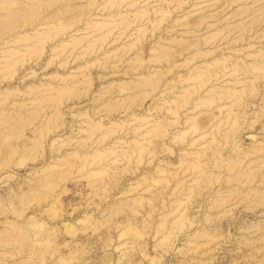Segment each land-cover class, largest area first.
I'll return each mask as SVG.
<instances>
[{
    "label": "rangeland",
    "instance_id": "obj_1",
    "mask_svg": "<svg viewBox=\"0 0 264 264\" xmlns=\"http://www.w3.org/2000/svg\"><path fill=\"white\" fill-rule=\"evenodd\" d=\"M38 1L0 0V264H264V0Z\"/></svg>",
    "mask_w": 264,
    "mask_h": 264
},
{
    "label": "bare ground",
    "instance_id": "obj_2",
    "mask_svg": "<svg viewBox=\"0 0 264 264\" xmlns=\"http://www.w3.org/2000/svg\"><path fill=\"white\" fill-rule=\"evenodd\" d=\"M8 1H10V0H8ZM18 1H19V0H18ZM20 1H21V0H20ZM39 1H40V0H39ZM39 1H38V2H39ZM46 1H47V0H46ZM52 1H53V0H52ZM52 1H51V2H52ZM56 1H57V0H56ZM59 1H60V0H59ZM61 1H62V0H61ZM64 1H65V0H64ZM68 1H69V0H68ZM71 1H72V0H71ZM89 1H90V0H89ZM13 2H14V1H13ZM41 2H42V1H41ZM49 2H50V1H49ZM16 3H17V2H16ZM39 3H40V2H39ZM54 3H55V2H54ZM64 3H65V2H64ZM3 4H4V3H3ZM36 4H37V2H36ZM52 4H53V2H52ZM57 4H58V3H57ZM59 4H60V3H59ZM59 4H58V5H59ZM66 4H67V3H66ZM66 4H65V5H66ZM1 5H2V4H1ZM43 5H44V4H43ZM43 5H42V6H43ZM83 5H84V4H83ZM45 6H46V5H45ZM50 6H51V5H50ZM73 6H74V5H73ZM23 7H24V6H23ZM51 7H52V6H51ZM58 7H59V6H58ZM61 7H62V6H61ZM61 7H60V8H61ZM66 7H67V6H66ZM71 7H72V6H71ZM74 7H75V6H74ZM76 7H77V6H76ZM36 8H37V6H36ZM39 8H40V6H39ZM46 8H47V7H46ZM84 8H85V7H84ZM32 9H34V8H32ZM48 9H49V8H48ZM50 9H51V8H50ZM73 9H75V8H73ZM16 10H17V8H16ZM36 10H38V9H36ZM43 10H44V9H43ZM60 10H62V9H60ZM60 10H59V11H60ZM69 10L71 11V8H70ZM17 11H18V10H17ZM20 11H22V10H20ZM23 11H24V10H23ZM30 11H33V10H30ZM44 11H45V10H44ZM49 11H50V10H49ZM57 11H58V10H57ZM84 11H85V10H84ZM84 11H83V13H84ZM262 11H263V10H262ZM24 12H25V11H24ZM26 12H27V11H26ZM41 12H42V11H41ZM18 13H19V11H18ZM18 13H17V14H18ZM27 13H28V12H27ZM36 13H37V12H36ZM51 13H53V12H51ZM55 13H56V12H55ZM55 13H54V14H55ZM64 13H65V12H64ZM64 13H63V14H64ZM14 14H16V13H14ZM17 14H16V15H17ZM30 14H31V13H30ZM40 14H43V13H40ZM47 14H48V13H46V15H47ZM49 14H50V13H49ZM49 14H48V15H49ZM67 14H68V12H67ZM80 14H81V13H80ZM251 14H252V13H251ZM11 15H12V14H11ZM20 15H21V14H20ZM26 15H27V14H26ZM55 15H56V14H55ZM72 15H73V14H72ZM40 16H41V15H40ZM13 17H14V15H13ZM19 17H21V16H19ZM46 17H48V16H46ZM14 18H15V17H14ZM24 18H26V17H24ZM10 19H12V18H10ZM34 19H35V18H34ZM45 19H46V18H45ZM51 19H53V18H51ZM57 19H58V18H57ZM14 20H15V19H14ZM28 20H30V19H28ZM35 20H36V19H35ZM39 20H40V19H39ZM11 21H13V20H11ZM11 21H10V22H11ZM32 21H33V20H32ZM41 21H42V20H41ZM45 21H47V20H45ZM16 22H17V21H16ZM23 22H24V21H23ZM36 22H37V21H36ZM78 22H79V21H78ZM86 22H87V21H86ZM86 22H85V23H86ZM32 23H33V22H32ZM46 23H47V22H46ZM46 23H45V24H46ZM65 23H66V22H65ZM88 23H89V22H88ZM19 24H21V23H19ZM23 24H24V23H23ZM26 24H27V23H26ZM11 25H12V24H11ZM11 25H10V26H11ZM34 25H35V24H34ZM57 25H58V24H57ZM60 25H61V24H60ZM88 25H89V24H88ZM252 25H253V24H252ZM8 26H9V25H8ZM24 26H25V25H24ZM27 26H29V25L27 24ZM39 26H40V25H39ZM61 26H63V25H61ZM3 27H4V26H3ZM6 27H7V26H6ZM14 27H16V25H15ZM21 27H22V26H21ZM43 27H44V26H43ZM47 27H48V26H47ZM59 27H60V26H59ZM252 27H253V26H252ZM33 28H34V27H33ZM36 28H38V26H36ZM3 29H4V28H3ZM5 29H7V28H5ZM9 29H10V28H9ZM9 29H8V30H9ZM18 29H19V28H18ZM46 29H48V28H46ZM1 30H2V29H1ZM1 30H0V31H1ZM34 30H35V29H34ZM48 30H49V29H48ZM2 31H3V30H2ZM40 31H41V30H40ZM34 32L36 33V31H34ZM38 32H39V31H38ZM45 32H46V31H45ZM50 32H51V31H50ZM48 33H49V32H48ZM48 33H46V34H48ZM23 34H24V33H23ZM41 34H42V33H41ZM3 35H4V34H3ZM25 35H26V34H25ZM37 35H38V34H36V36H37ZM0 36H1V35H0ZM5 36H6V35H5ZM17 36H18V35H17ZM20 36H22V34H21ZM26 36H27V35H26ZM26 36H25V37H26ZM28 36H29V35H28ZM44 36H45V35H44ZM44 36H43V37H44ZM15 37H16V36H15ZM32 37H34V36H32ZM38 37L40 38V34H39ZM38 37H37V38H38ZM41 37H42V36H41ZM43 37H42V39H43ZM28 38H29V37H28ZM28 38H27V39H28ZM35 38H36V37H35ZM14 39H15V38H14ZM20 39H21V38H20ZM27 39H26V42H27ZM29 39H30V38H29ZM33 39H34V38H33ZM16 40H17V39H16ZM22 40H23V38H22ZM30 40H31V39H30ZM10 41H11V39H10ZM21 42H22V41H21ZM35 42H37V41H35ZM39 42H40V41H39ZM10 43H11V42H10ZM12 43L14 44V42H12ZM15 43H16V42H15ZM22 43H23V42H22ZM6 45H7V44H6ZM21 45H23V44H21ZM4 46H5V45H4ZM11 46L13 47V45H11ZM19 46H20V44H19ZM14 47H16V46H14ZM11 49H12V48H11ZM17 49H18V47H17ZM4 50H5V49H4ZM5 51H8V50H5ZM9 51H11V50H9ZM15 51H16V49H15ZM18 51H19V50H18ZM2 53H3V52H2ZM2 53H1V54H2ZM3 54H4V53H3ZM13 55H14V54L11 55V53H10V55H8V56H13ZM6 58H7V56H6ZM0 60H1V59H0ZM256 60H257V59H256ZM2 62H3V61H2ZM258 64H259V63H258Z\"/></svg>",
    "mask_w": 264,
    "mask_h": 264
}]
</instances>
